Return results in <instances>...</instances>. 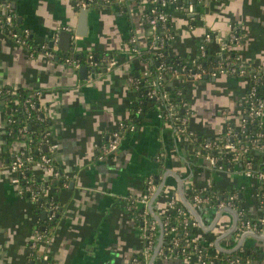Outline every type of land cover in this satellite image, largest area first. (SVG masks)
I'll list each match as a JSON object with an SVG mask.
<instances>
[{"label": "crops", "instance_id": "1", "mask_svg": "<svg viewBox=\"0 0 264 264\" xmlns=\"http://www.w3.org/2000/svg\"><path fill=\"white\" fill-rule=\"evenodd\" d=\"M5 1L0 0V14L6 11ZM187 1L169 0L165 5L174 32L168 47L170 56L194 58L206 31L223 33L235 27L241 34L238 53L242 59L260 70L264 68V0H200L194 11L185 12ZM75 2L13 0L17 24L30 29L34 54L0 28V85L14 91L39 89L38 101L50 122L49 135L57 142L53 157L61 177L56 185L44 182L48 175L43 164L34 162L31 166L37 180H44V195L59 204L57 219L48 226L50 240L44 245L50 259L55 264H131L143 241L140 223L128 210L127 200L141 195L143 180L150 173L159 176L157 187L162 184L152 207L159 218L173 194L196 212L199 231L215 235L221 248L237 243L241 236L235 241V234L229 232L236 220L234 209H196L192 191L200 187L235 190L244 209L255 214L257 180L246 176L240 166L234 171L213 170L203 159L192 160V147L176 134L168 119L157 113L159 104L155 102L153 109L147 110V99L128 79L149 66L148 60L130 51L129 36L135 35L142 51L155 52L150 29L142 19L147 0H103L80 8ZM82 8H87V28L85 34L75 31L74 54L98 52L99 57L109 53L116 59L111 69L84 64L86 70L81 72L79 66L61 59L60 54L70 49L71 37L68 49L63 50L59 34V50L52 58L40 49L43 42L50 44L63 26L76 30ZM209 46L217 51L215 40ZM170 79L171 84L186 86L188 125L202 137L218 135L228 122L239 125L240 101L246 94L248 76L223 72L207 80H192L184 74ZM133 104L137 107L134 120ZM6 119L0 104V264H39L30 242L45 209L40 214L36 203L11 181L16 171L10 167V160L27 144L23 136L8 138ZM130 120L134 128H126L118 148L98 158L107 134ZM261 121L264 127V108ZM242 242L260 250L264 264V237L249 235ZM154 264L195 263L181 256H157Z\"/></svg>", "mask_w": 264, "mask_h": 264}, {"label": "built area", "instance_id": "2", "mask_svg": "<svg viewBox=\"0 0 264 264\" xmlns=\"http://www.w3.org/2000/svg\"><path fill=\"white\" fill-rule=\"evenodd\" d=\"M103 0H76L75 4L78 8L86 7L90 3H95ZM157 0H147L146 9L142 13V19L150 29V39L151 45L155 47V52L153 54L162 57V49L166 44L168 39H174V32L170 22L169 14L166 12L165 7L163 10L157 7ZM176 2V0H172ZM200 0H188L184 5V11H194L196 3ZM167 3V2H166ZM164 3V5H166ZM182 4V3H181ZM5 13L0 14V28L6 29L10 38L29 48L30 53L34 54L36 48L31 43V32L30 29L23 26L20 27L16 22V17L14 14L13 0L5 1ZM186 9V10H185ZM200 16V15H199ZM61 30L70 31L71 44H70V56H66L63 60L67 63H70L72 66L78 67L81 64H87L90 66H104L107 69H111L116 64V59L113 55L103 52L99 57H97L94 52H88L85 55V60L82 61L78 55L73 54L77 47V38L78 34L70 26H63ZM61 30L53 35L51 43L48 44V41L43 42L40 45V49L45 56L52 58L56 51L59 50V34ZM215 40L218 44L216 53L215 66L211 67L208 72H206L204 66L201 62L195 65V68L189 69L186 73V76L192 80H200L202 76H216L218 73H229L233 75L248 76L249 83L247 86L245 97L240 101L246 102L247 107L242 108L241 120L238 125V129L242 133L239 134V130L234 132L231 128V123L226 124L225 130H223L218 135L212 138H204L199 142L198 145L194 144L196 139V132L192 130L189 125V115H190V106L185 98L180 100V102H173L172 94L167 90V84H164L165 79H170L172 77L168 71H163L156 77L150 80L149 84L152 86L148 91V98L150 100L154 98L158 100L159 114L160 116L168 119L178 136L186 143V145L191 146V155L192 160H201L203 159L210 169L220 170L225 169L228 171H234L237 166L242 168V172L249 177L255 178L258 182L257 190V205L258 212L253 214L247 212L241 204V198L237 191L232 190L231 192H219L216 189L207 190L205 188H194L192 191V206L194 208H202L205 206H213L216 209L231 208L235 211L236 220L234 222V227L231 228L229 232H233L234 240L236 241L237 237L241 236L237 243L229 244L228 247L221 248L219 246V239L213 234H207L199 231L198 219L196 216L183 204L180 203L178 197L171 194L165 203V209L161 213L160 220L162 224V236L159 248L157 250V256L159 257H173L181 256L185 259L192 260L195 264H262L260 261L263 256H259L258 259L252 257L242 258L239 252H242L246 247H253L252 245H247L242 242L245 236H256L264 237V201L259 200L261 195V189L264 186V127L261 121V114L264 108V99L262 96H257L258 83L261 78H264V74L261 73V70L253 67L250 64H247L245 60L242 59L238 53V48L241 43V34L237 29L230 28L225 32H212L206 31L200 38L197 44L196 56H204L207 51V46L210 42ZM130 44V51L134 53H141V48L136 45V37L134 34H131L128 38ZM67 50V51H68ZM236 51L235 55H231L230 51ZM157 68L162 67V63H159L158 59L155 60ZM185 66H182L179 69V72L183 71ZM150 62L146 70H144L143 75L150 74ZM178 71V70H177ZM176 75H179L176 74ZM130 83L137 88L139 83V78L134 74H130L128 77ZM4 85H0V93L4 88ZM11 93H16L10 87L7 89ZM41 91L39 89L34 90L30 96H27L22 101V104L27 108H33L38 101V96ZM12 105L18 103V99H11ZM40 104V103H39ZM41 109L42 106L40 105ZM162 109V111H161ZM165 109L168 112L164 111ZM44 114V113H43ZM224 117L226 113L223 112ZM41 117L40 114L37 115ZM249 119L251 122L254 119L257 122L258 127H263L262 130L255 132L251 135L247 134V123ZM12 121V117H7L6 122L9 126V123ZM126 128L132 130L134 125L131 121L121 122L116 129L111 130L104 142H102L97 157L102 158L104 155L109 154L110 152L115 151L120 141L126 131ZM19 130L22 132L27 131V126L24 125ZM44 146L46 147L47 152L43 151L41 147H38L39 158L36 159L31 154V149L27 145L25 149L19 150L15 153L10 160V167L16 171V174L12 177L11 181L16 183L20 187V192L27 193L28 196L36 203L39 196H44L43 183L47 182L50 184L52 181H60L61 172L54 163V153L57 149V142L51 139L49 135V128L44 133ZM227 155V156H226ZM261 156L258 160L261 164L263 163V168L257 167L255 164V158ZM160 157V156H158ZM222 160V162H221ZM34 162H39L43 164L46 173L47 179L38 180L31 172V166ZM27 170H30V174L27 173ZM159 176H156L153 173H150L145 176L143 180V191L139 197L129 198L127 200L128 210L130 211L131 206L136 204L141 206L140 215H141V232H142V241L143 247L141 252L138 255H134L131 259V264H148L151 254L154 250L158 239L159 228H157V221L151 213V210L148 207L151 196L156 191L158 184ZM23 180V183H21ZM42 181H44L42 183ZM63 183V182H62ZM41 207H44L46 213L45 217L51 221L56 212L59 209L58 202L49 198L46 205L38 204ZM176 213L182 215L184 222H189L196 233L190 235V242L193 243V249L186 250L182 247L181 252H177L176 248L180 245L181 239L179 232L186 230L185 228H180L182 224L181 218H175V221L172 223L168 219V214ZM164 217V218H162ZM187 231V230H186ZM186 231H184L186 233ZM51 235L44 233L39 228L35 227L33 230V239L30 242L31 248L36 252L38 263L39 264H55L54 261L50 259L49 252L44 247L50 240ZM200 240V244H199ZM200 245V246H199ZM258 250V249H256ZM211 251V253H209ZM238 251V252H237ZM260 254L262 252L258 250ZM225 253V254H223ZM227 253V254H226ZM156 256V257H157Z\"/></svg>", "mask_w": 264, "mask_h": 264}, {"label": "trees", "instance_id": "3", "mask_svg": "<svg viewBox=\"0 0 264 264\" xmlns=\"http://www.w3.org/2000/svg\"><path fill=\"white\" fill-rule=\"evenodd\" d=\"M169 0H157L156 1V5L158 8H160L161 10L164 9L165 5L164 3L168 2ZM170 22L168 23L169 26ZM172 39H168L166 41L165 46L162 49L163 52V56L159 57L155 54H153L152 52L149 51H141V53L139 54V57L142 59H146L150 62V74L148 75H143V74H135L133 73L136 77H138L139 83L137 86V90L141 93L140 95L146 100V98H148V91L151 89V85L149 84L150 80L153 79L154 77H156L157 75H159L161 72L163 71H168L169 74L173 76H175L176 74H184L186 75L187 71L189 69L195 68V65L199 62L202 63V65L204 66L206 72H208L210 70L211 67L215 66V61H214V54L215 51H213L210 46H207V51L205 53L204 56H198V57H194L191 59H188L184 56H170L168 54V47L171 44ZM36 48V47H35ZM64 53V54H63ZM62 54H60L62 56L61 59H64L66 56H70L71 53L69 51L67 52H63ZM231 55H235L236 51L231 50L230 51ZM74 54V53H73ZM94 54L96 56H98V52H94ZM77 55V54H76ZM78 57H80V59L82 61L85 60V56L84 54H79ZM158 59L159 63H162V67L161 68H157L155 60ZM185 66V69L181 72H179V69ZM178 70V71H177ZM261 73L264 74V68L261 70ZM171 77V78H172ZM210 76L209 75H204L202 76V78L200 80H207ZM171 80V79H170ZM170 80L165 79L164 84H167L166 90L172 94V100L173 102H180V100H184L185 99V95H186V86L182 85V84H171ZM8 87H4L2 89V92L0 93V104L5 108V114L7 117H12V121L9 123L8 126V138L9 139H13V138H22L26 141V144L29 146V148L31 149V154L38 159L39 158V150L38 147H41L43 151L47 152L46 147L44 146V133L45 131L48 130L49 126H50V122H49V118L43 114L44 111L43 109H41L39 101H36L37 103L35 104V106L33 108L31 107H25L22 104V101L24 100L25 97L30 96V94L32 93L30 90L28 89H20L18 90L16 93H11L10 91L7 90ZM257 96H262L263 97V92H264V78H261L259 80L258 83V88H257ZM16 98L18 99V103L16 105H12V101L11 99ZM241 107L242 108H246V102H241ZM136 105L133 104L132 105V120H134L135 117H137V113H136ZM168 112L166 109L164 111ZM40 114L41 117H38L37 115ZM248 123H247V134L251 135L255 132H258L260 130L263 129V127H258L257 122L254 119L253 122H251L249 119ZM131 121V120H130ZM24 125L27 126V131L26 132H22L21 130H19L21 127H23ZM231 128L234 132H237L239 129L238 125L235 124H231ZM239 134L242 135V133L239 130ZM202 140V136L201 133L196 132V139L193 141L195 145H198L199 142ZM227 156V155H226ZM261 158V156H258L255 158V164H256V168L260 167L263 168V163L261 164L258 160ZM222 162V160H221ZM27 173L30 174V170H27ZM35 182H37V178H35L34 180ZM39 182V181H38ZM21 183H23V180H21ZM57 180L52 181V184L56 185ZM219 192H231V190H225V189H217ZM48 197V196H47ZM45 195L44 196H39V198L36 201V205L35 209L41 214L42 208L39 206L38 204H44L46 205L47 201H49V197L47 198ZM259 200H263L264 201V186L261 189V195L259 196ZM141 206L138 204H134L131 206L130 209V213L132 214V216L139 222L141 223V215H140V209ZM60 211L56 212V215L54 216V218L49 221L45 216L42 218V216L40 215L39 217V223L37 224V228H39V230H41L42 232H44L45 234H48V226L54 222V220L57 219V216L59 214ZM168 219L170 222H174L175 218L178 217V219L181 218V222L182 224L180 225V228H185L186 233L184 231L179 232V236L181 239L180 245L176 248L177 252H181L182 247H184L186 250H190L193 249V243L190 242V235H193L196 233L195 229L193 228V226L189 223V222H184L182 219V215L180 214H176V213H170L167 215ZM164 218V217H162ZM157 228H158V224H157ZM199 244H200V240H199ZM200 246V245H199ZM238 252V251H237ZM209 253H211V251H209ZM259 251L252 248V247H246L242 252H239L238 254H240V256L242 258H245L247 256L252 257L254 259H258L259 257ZM225 254V253H223ZM227 254V253H226ZM223 264V263H220Z\"/></svg>", "mask_w": 264, "mask_h": 264}, {"label": "water", "instance_id": "4", "mask_svg": "<svg viewBox=\"0 0 264 264\" xmlns=\"http://www.w3.org/2000/svg\"><path fill=\"white\" fill-rule=\"evenodd\" d=\"M186 10V9H185ZM86 28H87V8H82L79 10V16H78V24H77V28L76 30H74V32L76 31V33H80V34H85L86 32ZM70 34L71 32L70 31H67V30H61L60 31V37H61V43L62 44H59V47L63 50H67L68 49V45H69V39H70ZM86 65L84 64H81L79 66V70L82 72V71H85L86 70ZM158 103V100H155L154 98L150 99V100H146L144 102V105L148 106V109L147 110H150V109H153L154 107V103ZM144 113L146 111V109H143ZM157 113H159V111H157ZM162 189V184H159L156 191L154 192V194L151 196L150 198V201L148 203V207L149 209L151 210V213L152 215L154 216V218L156 219L157 221V224H158V228H159V232H158V239H157V242H156V245L154 247V250L151 254V257L149 259V262L148 264H154L155 262V259H156V256H157V250L159 248V245H160V242H161V236H162V224H161V220L160 218L154 213L152 207H153V204L156 200V197L157 195L159 194V192L161 191ZM188 207L193 210V208L188 205ZM46 211H43V214H45ZM195 215H196V218L198 219V215L196 214V212H193ZM42 214V215H43ZM44 216V215H43ZM199 221V219H198ZM260 257L262 256V254L259 255ZM45 264V262H44Z\"/></svg>", "mask_w": 264, "mask_h": 264}]
</instances>
